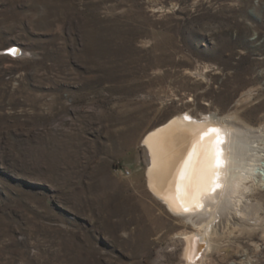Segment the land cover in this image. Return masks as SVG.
Masks as SVG:
<instances>
[{
  "label": "rangeland",
  "instance_id": "rangeland-1",
  "mask_svg": "<svg viewBox=\"0 0 264 264\" xmlns=\"http://www.w3.org/2000/svg\"><path fill=\"white\" fill-rule=\"evenodd\" d=\"M228 114L264 131V0H0V264H188L142 140ZM241 201L191 264H264Z\"/></svg>",
  "mask_w": 264,
  "mask_h": 264
},
{
  "label": "bare ground",
  "instance_id": "bare-ground-1",
  "mask_svg": "<svg viewBox=\"0 0 264 264\" xmlns=\"http://www.w3.org/2000/svg\"><path fill=\"white\" fill-rule=\"evenodd\" d=\"M142 145L151 159L149 191L194 229L179 234L188 264L203 262L216 225L245 222L250 205L241 200L249 183L264 188V131L239 124L234 114L182 115L146 133Z\"/></svg>",
  "mask_w": 264,
  "mask_h": 264
},
{
  "label": "built area",
  "instance_id": "built-area-1",
  "mask_svg": "<svg viewBox=\"0 0 264 264\" xmlns=\"http://www.w3.org/2000/svg\"><path fill=\"white\" fill-rule=\"evenodd\" d=\"M264 177V176H263Z\"/></svg>",
  "mask_w": 264,
  "mask_h": 264
}]
</instances>
